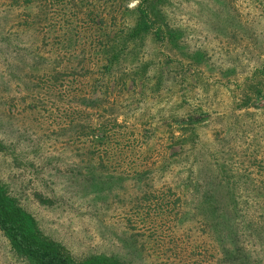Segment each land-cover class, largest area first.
Instances as JSON below:
<instances>
[{
	"label": "rangeland",
	"instance_id": "374dc122",
	"mask_svg": "<svg viewBox=\"0 0 264 264\" xmlns=\"http://www.w3.org/2000/svg\"><path fill=\"white\" fill-rule=\"evenodd\" d=\"M140 2L0 0V179L76 258L264 264V0H155L130 38Z\"/></svg>",
	"mask_w": 264,
	"mask_h": 264
},
{
	"label": "trees",
	"instance_id": "16d2710c",
	"mask_svg": "<svg viewBox=\"0 0 264 264\" xmlns=\"http://www.w3.org/2000/svg\"><path fill=\"white\" fill-rule=\"evenodd\" d=\"M135 10V23L128 33L130 38L142 32L147 33L152 30V27L157 29L154 31L157 36L162 34L161 27L155 26L158 21L155 0H141ZM165 34L169 36L168 38L174 35L172 31H167ZM106 68L109 69L108 66ZM95 136L99 137L97 133ZM100 138L102 139L103 135ZM211 224L216 228L218 238L222 240L224 258L227 260L236 259L235 255L241 251V247L234 242L237 234L236 229L223 221H219L217 217ZM0 231L8 240L13 254L29 264H124L122 260L114 256L92 255L76 258L71 255L63 245L43 234L35 217L19 203L9 191L8 185L3 183L1 179ZM237 263L246 264L247 262Z\"/></svg>",
	"mask_w": 264,
	"mask_h": 264
}]
</instances>
